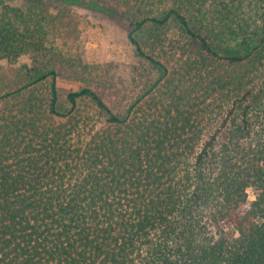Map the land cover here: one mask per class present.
Returning <instances> with one entry per match:
<instances>
[{
	"label": "trees",
	"instance_id": "1",
	"mask_svg": "<svg viewBox=\"0 0 264 264\" xmlns=\"http://www.w3.org/2000/svg\"><path fill=\"white\" fill-rule=\"evenodd\" d=\"M59 1L0 0V264H264V0ZM73 6L127 20L136 95Z\"/></svg>",
	"mask_w": 264,
	"mask_h": 264
},
{
	"label": "rangeland",
	"instance_id": "2",
	"mask_svg": "<svg viewBox=\"0 0 264 264\" xmlns=\"http://www.w3.org/2000/svg\"><path fill=\"white\" fill-rule=\"evenodd\" d=\"M15 7L25 8V0H6ZM51 11L62 6L59 0H46ZM2 5L0 4V8ZM77 12L80 27V45L86 62L113 64L114 73L119 75L129 90L130 95H136L141 84L135 80L137 71L145 72L146 67H141L134 55V48L128 40V22L126 19L116 17L98 9H86L73 6ZM26 60L0 65V88H6L11 80L17 79V68ZM146 73V72H145ZM61 99H64L71 90H78L80 84L58 80ZM249 199L255 198L252 189L248 190Z\"/></svg>",
	"mask_w": 264,
	"mask_h": 264
}]
</instances>
